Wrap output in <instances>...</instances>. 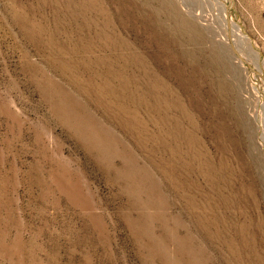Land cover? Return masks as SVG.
Instances as JSON below:
<instances>
[{
    "label": "rangeland",
    "instance_id": "obj_1",
    "mask_svg": "<svg viewBox=\"0 0 264 264\" xmlns=\"http://www.w3.org/2000/svg\"><path fill=\"white\" fill-rule=\"evenodd\" d=\"M263 91L264 0H0V264H264Z\"/></svg>",
    "mask_w": 264,
    "mask_h": 264
},
{
    "label": "bare ground",
    "instance_id": "obj_2",
    "mask_svg": "<svg viewBox=\"0 0 264 264\" xmlns=\"http://www.w3.org/2000/svg\"><path fill=\"white\" fill-rule=\"evenodd\" d=\"M228 1V0H227ZM226 7V11H227V9H230V8H232L233 7V3H230V4H228L227 6H225ZM225 10V9H224ZM221 22H222V24L225 26V27H227V24H231V25H234V23L233 22H231L227 17H226V15H223L222 16V18H221ZM230 26V25H229ZM230 29V28H229ZM232 42V41H231ZM234 44V43H233ZM235 47V46H234ZM233 47V48H234Z\"/></svg>",
    "mask_w": 264,
    "mask_h": 264
},
{
    "label": "water",
    "instance_id": "obj_3",
    "mask_svg": "<svg viewBox=\"0 0 264 264\" xmlns=\"http://www.w3.org/2000/svg\"><path fill=\"white\" fill-rule=\"evenodd\" d=\"M242 61H244L245 63H247L245 59H242ZM249 67H250V66H249ZM263 98H264V91H263Z\"/></svg>",
    "mask_w": 264,
    "mask_h": 264
}]
</instances>
